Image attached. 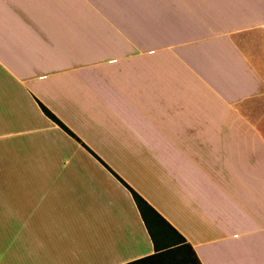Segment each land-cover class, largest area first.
<instances>
[{
    "label": "crops",
    "instance_id": "crops-1",
    "mask_svg": "<svg viewBox=\"0 0 264 264\" xmlns=\"http://www.w3.org/2000/svg\"><path fill=\"white\" fill-rule=\"evenodd\" d=\"M73 4L0 0V264L152 255L110 170L200 264H264V0H196L210 63L189 80L170 45L159 61L75 28Z\"/></svg>",
    "mask_w": 264,
    "mask_h": 264
},
{
    "label": "rangeland",
    "instance_id": "rangeland-1",
    "mask_svg": "<svg viewBox=\"0 0 264 264\" xmlns=\"http://www.w3.org/2000/svg\"><path fill=\"white\" fill-rule=\"evenodd\" d=\"M82 1L75 0L70 5L75 28L97 33L103 43L124 50V54L138 50L135 54H149L159 61L163 59L164 47L170 45V59L186 65L188 80L201 67L200 73L208 75L209 41L202 48L200 42L206 38L198 36L194 19L196 0Z\"/></svg>",
    "mask_w": 264,
    "mask_h": 264
},
{
    "label": "trees",
    "instance_id": "trees-1",
    "mask_svg": "<svg viewBox=\"0 0 264 264\" xmlns=\"http://www.w3.org/2000/svg\"><path fill=\"white\" fill-rule=\"evenodd\" d=\"M44 114L70 136L75 135L50 111L40 105ZM108 168V167H107ZM109 169V168H108ZM110 170V169H109ZM110 172L130 192L152 242L154 253L127 264H200L186 239L154 210L136 191L113 171ZM148 264V263H146Z\"/></svg>",
    "mask_w": 264,
    "mask_h": 264
}]
</instances>
